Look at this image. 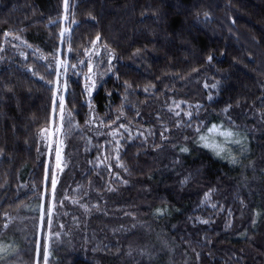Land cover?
<instances>
[{
  "label": "trees",
  "instance_id": "16d2710c",
  "mask_svg": "<svg viewBox=\"0 0 264 264\" xmlns=\"http://www.w3.org/2000/svg\"><path fill=\"white\" fill-rule=\"evenodd\" d=\"M45 255L264 264V0H0V264Z\"/></svg>",
  "mask_w": 264,
  "mask_h": 264
},
{
  "label": "rangeland",
  "instance_id": "374dc122",
  "mask_svg": "<svg viewBox=\"0 0 264 264\" xmlns=\"http://www.w3.org/2000/svg\"><path fill=\"white\" fill-rule=\"evenodd\" d=\"M68 19L66 17L63 18L64 26H63V35H62V41H64L66 35L70 33V29L66 27ZM68 26V25H67ZM68 28V31H67ZM17 41H12L14 44L21 46L23 48L30 49V46L27 45L24 41H21L16 39ZM95 54L91 58V68L88 70L86 75L84 76L85 79V89L89 96L93 95L95 90L98 87V83L100 79L103 77L101 76L100 67H103L104 58L102 56V52H107L104 48H100L98 45L95 47ZM70 57V52L66 54V57L64 58L61 56L59 59H53L50 57H43L44 60L57 72L58 81L55 84V93H54V114H58L60 116V106L61 102L63 100L64 96V88L62 87V84L66 81V79L63 76L64 69L68 66V59ZM109 59V58H108ZM110 60V59H109ZM109 65V64H108ZM66 77V76H65ZM63 103V102H62ZM55 117V115H54ZM55 119L52 120V125L50 129H47L44 131L42 135V144L44 146H52L54 144V141L56 140V137H59L61 126L55 124ZM120 141V140H119ZM118 141V142H119ZM60 148L57 150L59 153H63L62 146H59ZM59 160L62 161V158Z\"/></svg>",
  "mask_w": 264,
  "mask_h": 264
},
{
  "label": "snow or ice",
  "instance_id": "6c2138e0",
  "mask_svg": "<svg viewBox=\"0 0 264 264\" xmlns=\"http://www.w3.org/2000/svg\"><path fill=\"white\" fill-rule=\"evenodd\" d=\"M65 8H67V0H65ZM61 35H63V33H61ZM97 40H99V37H97ZM209 60H211V57H209ZM60 120L61 121L63 120V103L62 102H61V106H60ZM213 130L215 131V129H213ZM220 135H223L227 138V137H230L232 135V133L231 132H221ZM201 139L204 140L205 137H201ZM236 142L238 143L239 141H236ZM205 146L207 147L208 145L205 144ZM182 150L187 151V149H182ZM217 154L219 155V151H217ZM57 159L59 161V152L57 153ZM233 162H235V161H233ZM57 166L59 167V162H58ZM55 187H56V180L53 179L51 181V188H52L53 194L55 192ZM204 223H207V221H204ZM47 259H48V257H47V255H45L44 256V264H47Z\"/></svg>",
  "mask_w": 264,
  "mask_h": 264
}]
</instances>
